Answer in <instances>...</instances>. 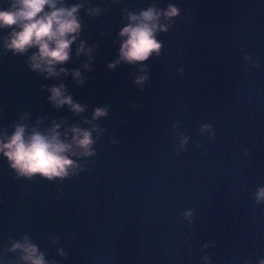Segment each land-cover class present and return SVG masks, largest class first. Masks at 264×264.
Here are the masks:
<instances>
[{
    "label": "water",
    "instance_id": "95a60500",
    "mask_svg": "<svg viewBox=\"0 0 264 264\" xmlns=\"http://www.w3.org/2000/svg\"><path fill=\"white\" fill-rule=\"evenodd\" d=\"M9 3L0 0V8ZM64 3L83 5L67 75L45 79L30 70L35 49L12 55L2 47L7 30L0 31V134L17 123L45 131L55 122L62 134L79 126L91 131L94 154H69L76 168L52 180L17 177L0 156V264H31L21 250L9 251L25 237L46 264H257L264 258V200H257L264 0ZM169 5L179 14L160 18L168 28L157 33L161 54L108 69L128 13ZM90 8L99 11L90 15ZM80 40L91 60L77 55ZM59 84L83 112L48 100ZM102 106L107 115L93 120Z\"/></svg>",
    "mask_w": 264,
    "mask_h": 264
},
{
    "label": "clouds",
    "instance_id": "9594fccd",
    "mask_svg": "<svg viewBox=\"0 0 264 264\" xmlns=\"http://www.w3.org/2000/svg\"><path fill=\"white\" fill-rule=\"evenodd\" d=\"M82 7L81 3L65 5L64 0H10L7 7L0 8V31L7 30L8 33L2 41L3 49L10 51L12 55H23L35 49L28 57L30 70L43 74L45 79L67 75L69 70L63 65L70 59L71 45L78 40L82 30L79 16ZM87 11L90 15H96L99 9L90 8ZM178 14L179 9L175 5H169L165 11L149 7L139 14L128 13L129 22L118 32V37L122 38L118 57L107 68L112 69L121 62L133 64L146 61L153 52L159 56L163 41L157 39V33L168 30L160 22V18L164 16L171 19ZM91 51L80 40L76 48L77 55L84 53L91 60ZM83 67L87 70L89 65L85 63ZM71 74L77 83H83L78 69L71 70ZM147 79V75L138 77L136 83L142 84ZM48 91V100L55 107L67 105L74 113L85 110L83 105L73 101L70 94H66L63 84L51 86ZM107 112V107H97L93 110L92 119L106 116ZM85 123L90 121L86 120ZM59 128L60 124L53 122L52 128L45 131L35 128L28 131L25 124L17 123L13 125L10 135L0 134V156L7 161L17 177L31 179L39 175L47 180L64 178L69 175L70 169L76 168L69 154L93 155L94 151L90 146L95 140L91 131L79 126H74L63 134L57 131ZM67 131L72 133L70 142L67 141ZM61 135L66 139L62 141ZM257 200H264V188L257 193ZM17 249L23 253V260L30 261L31 264H46L43 254L26 237L23 243L14 242L9 251ZM205 260L207 261V257ZM257 264H264V258L259 259Z\"/></svg>",
    "mask_w": 264,
    "mask_h": 264
}]
</instances>
